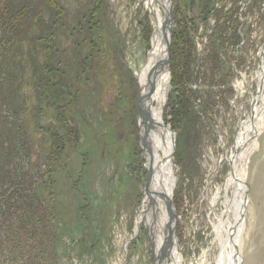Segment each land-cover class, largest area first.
Segmentation results:
<instances>
[{
  "label": "rangeland",
  "instance_id": "rangeland-1",
  "mask_svg": "<svg viewBox=\"0 0 264 264\" xmlns=\"http://www.w3.org/2000/svg\"><path fill=\"white\" fill-rule=\"evenodd\" d=\"M58 2L22 47L51 60L59 96L42 91L28 65L19 71L35 221L0 208V264H156L141 139L155 28L148 0ZM171 16L159 138L173 174L176 248L182 264H223L232 249L238 264H264V0H173ZM49 132L63 137L54 148ZM236 177L242 188L223 190Z\"/></svg>",
  "mask_w": 264,
  "mask_h": 264
},
{
  "label": "trees",
  "instance_id": "trees-1",
  "mask_svg": "<svg viewBox=\"0 0 264 264\" xmlns=\"http://www.w3.org/2000/svg\"><path fill=\"white\" fill-rule=\"evenodd\" d=\"M45 8L55 13L61 7L58 0H0V208L4 207L2 216L5 215L6 219L17 217L22 224L26 221L32 224L35 221V213L32 211L35 208V196L32 193L33 176L29 171L32 143L21 115L24 111V99L20 92L22 80L19 71L28 65L32 75L44 86L42 91L54 102L59 96V76H49L48 73L56 71L53 64H50L51 60L46 57L43 63H39L38 58H33L31 53L26 54L22 49L23 45L33 40V32L44 25ZM38 39L43 42L44 51L51 47L47 36L41 35ZM175 39L176 34L174 41ZM173 54L172 51V80L176 82L178 69ZM19 55L27 57V63L25 66L22 64L23 67L16 60ZM42 71L47 73L43 74ZM57 72L60 74L59 69ZM36 92L40 94L38 87ZM49 134L52 137V148L61 139L63 141L58 133Z\"/></svg>",
  "mask_w": 264,
  "mask_h": 264
},
{
  "label": "bare ground",
  "instance_id": "bare-ground-1",
  "mask_svg": "<svg viewBox=\"0 0 264 264\" xmlns=\"http://www.w3.org/2000/svg\"><path fill=\"white\" fill-rule=\"evenodd\" d=\"M169 2L170 0H148L147 2L146 8L149 11L151 20L155 24V28L151 37V71L150 74L144 78L140 88L141 97L147 107L145 115L141 118V139L145 163L151 173L153 185L152 194L147 200L146 210L148 212L147 221L152 228L153 251L156 257V264H164L167 259L171 261L169 264H182L181 254L176 248L177 239L175 237L173 249L164 254V250L167 248V238L169 237L168 223L170 217L167 210V201L171 199L173 189L172 168L168 163L169 161L165 162L164 158L161 156L163 142L159 138L160 130H163L161 122L164 112L163 108L171 88L169 87L171 86L169 81L171 71H168V69H170L168 65L169 53L165 41L167 37V20L169 32L172 33L169 24L172 14L171 11H173L172 0L166 19L162 11V7L165 9L169 7ZM164 143L166 146L167 135L165 133ZM250 152L251 145L246 148L244 155L240 158L235 171L236 175H239L240 167ZM230 184L236 185L238 190L242 188V182L239 177L230 180L228 184L223 187V190H226ZM221 228L222 225L219 224V232ZM235 241L237 244V239H235ZM234 252L237 254L238 250L232 249V253H230L231 260L224 256L225 252L221 254L222 263L228 264V262H230L229 264H233L235 260L236 262L234 264H238L236 257L233 259Z\"/></svg>",
  "mask_w": 264,
  "mask_h": 264
},
{
  "label": "water",
  "instance_id": "water-1",
  "mask_svg": "<svg viewBox=\"0 0 264 264\" xmlns=\"http://www.w3.org/2000/svg\"><path fill=\"white\" fill-rule=\"evenodd\" d=\"M172 2H173V0H172ZM171 13H172V11H171ZM172 17V16H171ZM171 23H172V20H171ZM172 34H173V31H172V33H171V37H172ZM169 44H168V51H170V49H171V41H170V38H169ZM169 58H170V55H169ZM168 58V59H169ZM142 110V108H141V105H140V112H142L141 111ZM167 210H168V212H169V217H170V219H169V223H168V230H169V237L167 238V248L164 250V254H166L167 253V251L169 252L170 250H172L173 249V243H174V237H175V210H174V208H173V201H172V199H169L168 201H167Z\"/></svg>",
  "mask_w": 264,
  "mask_h": 264
}]
</instances>
